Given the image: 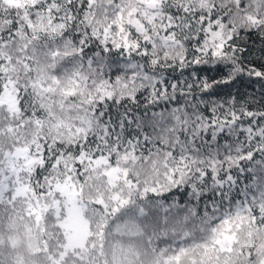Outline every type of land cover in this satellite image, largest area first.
Segmentation results:
<instances>
[{
	"label": "snow or ice",
	"instance_id": "1",
	"mask_svg": "<svg viewBox=\"0 0 264 264\" xmlns=\"http://www.w3.org/2000/svg\"><path fill=\"white\" fill-rule=\"evenodd\" d=\"M0 264H264V0H0Z\"/></svg>",
	"mask_w": 264,
	"mask_h": 264
}]
</instances>
